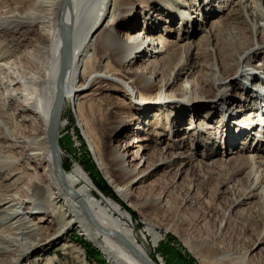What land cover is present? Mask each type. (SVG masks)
I'll use <instances>...</instances> for the list:
<instances>
[{"label":"bare ground","instance_id":"obj_1","mask_svg":"<svg viewBox=\"0 0 264 264\" xmlns=\"http://www.w3.org/2000/svg\"><path fill=\"white\" fill-rule=\"evenodd\" d=\"M64 2L0 0V206H5L0 207V264H23L74 231L108 264L144 263L107 233L122 236L142 258L161 264L135 238L124 207L99 191L81 166L64 169L59 127L65 97H76L75 108L87 105L82 129L91 144L90 132L95 131L86 130L87 120L91 102L102 92L112 93L109 138L114 144L107 146L97 133L93 153L104 179L123 201L157 170L195 162L196 154L185 153L186 146L197 152L208 145L201 157L213 166L217 147L244 138L240 150L245 155L233 151L237 146L231 151L225 146L222 165L232 167L227 182H237L233 190L240 194L233 204L250 205L256 223L262 221L255 243H263L264 57L259 58L264 54V0ZM175 23L178 36L171 39ZM64 41L69 60L63 80ZM61 83L55 128L58 171L48 129ZM228 127L232 136L226 132L217 142L214 131ZM173 131L186 133L171 139ZM151 157L157 162L147 167ZM150 205L163 207L160 199ZM147 232L156 248L159 234L150 226ZM210 248L212 256L219 252ZM191 251L199 264H207L195 248ZM247 254L242 262L247 263ZM31 264L55 262L46 257Z\"/></svg>","mask_w":264,"mask_h":264},{"label":"rangeland","instance_id":"obj_2","mask_svg":"<svg viewBox=\"0 0 264 264\" xmlns=\"http://www.w3.org/2000/svg\"><path fill=\"white\" fill-rule=\"evenodd\" d=\"M197 19L199 20L201 17H197ZM177 28L176 24L175 32H171V36H169L171 39L178 36ZM261 50L264 51L263 46ZM263 55L259 59H262ZM261 77L264 79V71L261 72ZM240 81L241 79L237 81L236 85H242V81L239 83ZM177 86H180V82ZM111 94V92H102L98 97L100 99L97 98L91 102L92 116L87 120L89 124L86 129L92 128L95 131L90 132V139L93 141L91 144L84 134V128L82 129V124L85 121L83 113L87 111V105H80L75 108L73 104H75L76 97L75 99L71 95L65 97L66 107L61 115V129L59 127V144L61 152H63L64 169L69 172L76 165L81 166L89 174L88 176L96 187L101 189L98 188L99 191L124 207L131 215V226L135 238L140 242V245L148 248L151 258L157 262L160 260L159 263L161 264H199L197 257L191 251L192 247L207 261V264H213L210 259L213 260L214 258L215 260L219 259L214 264H249L248 262L250 264H264V242L255 243L259 237L258 234L261 232L262 221L259 220L256 223L250 205L238 207L233 204L240 194L234 193L233 190L237 182H227L228 173L231 172L232 167L226 169L222 165V160L226 159L225 146L229 151L237 146L238 149L233 151L245 155L241 153L242 150L240 149L244 146L243 143L246 139L236 140L233 143L226 142L223 149L222 147L218 149V145H215L217 152L214 160L217 161V164L213 166L211 165L212 161L201 157L208 145L203 144L201 148L197 149V152L196 148L186 146L183 148L185 153L196 154L195 162L187 166L176 163L169 170L163 168L157 170L145 181L131 188L130 198L125 202L104 179L97 166L92 147L95 145L94 143H97V133L103 135L107 146L112 147L114 144V142H110L109 138L110 119L114 111L112 99L110 100ZM210 103L211 100H208L203 109ZM77 109H79V113ZM200 118L201 114L198 113L196 120L198 121ZM188 119L187 117L185 122H182L184 128L189 124ZM218 121L219 117L215 123ZM260 127L259 121V127L254 128L255 133L261 129ZM223 130L219 134L216 133L217 130L214 131L217 142L226 132L232 136V129L228 127L224 132ZM173 133L175 132L171 133V139L174 138V135L178 137L186 131ZM192 138L198 141L195 135ZM167 139L168 136H165L164 140ZM250 139L253 137L250 136ZM170 142L172 143V140ZM248 143L250 144V140ZM156 160L157 158L153 157L148 159L149 165L147 164V167L156 163ZM141 166H143V162ZM145 167L146 164L143 168ZM153 169L154 167L151 171ZM110 170L114 178L119 181L121 177L117 174L116 169L111 168ZM248 172L249 169L246 170V173ZM34 199L35 197L32 198V200ZM158 199L162 200L163 207H152L150 204ZM261 202L262 200H260ZM5 225L3 224V227ZM149 226L160 237L156 248L151 245V238L147 232ZM253 244L254 247H252ZM64 245H73L74 248L67 249ZM210 247L218 248L219 252L212 256V248ZM247 251V263H245L242 262L241 257ZM46 257H51L55 264H108L101 252L86 239L78 236L75 231L66 234L65 237L56 242H52L42 253L35 252L33 257L23 264L42 263Z\"/></svg>","mask_w":264,"mask_h":264},{"label":"water","instance_id":"obj_3","mask_svg":"<svg viewBox=\"0 0 264 264\" xmlns=\"http://www.w3.org/2000/svg\"><path fill=\"white\" fill-rule=\"evenodd\" d=\"M64 1H65L64 3L66 4L67 0H64ZM64 47H65V52H64L65 57H64V72L62 74L63 80L65 77L66 64H67V61L69 60V58H68L69 57V48H68L66 41H64ZM62 100H63V92H62V83H61V86L59 88L57 102H56L55 108L51 114V118L49 121V129H48L50 147H51L52 154H53V157H54L55 162H56V168L58 171L60 169V165H59V158H58V153H57L55 128H56V125H57V122L59 119ZM107 234L110 235L111 237L117 239L128 250H130L136 256V258H138L141 262H143L144 264H152V263L148 262L147 260H145L144 258H142L136 251H134V249L127 243V241L122 236L115 234V233H107Z\"/></svg>","mask_w":264,"mask_h":264},{"label":"trees","instance_id":"obj_4","mask_svg":"<svg viewBox=\"0 0 264 264\" xmlns=\"http://www.w3.org/2000/svg\"><path fill=\"white\" fill-rule=\"evenodd\" d=\"M99 188V187H98ZM100 189V188H99ZM101 190V189H100ZM102 192V191H101ZM103 193V192H102Z\"/></svg>","mask_w":264,"mask_h":264}]
</instances>
